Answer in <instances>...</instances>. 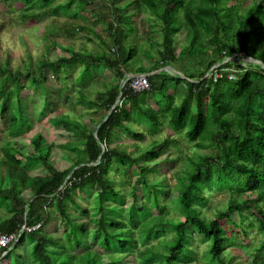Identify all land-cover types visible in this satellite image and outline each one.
Here are the masks:
<instances>
[{"label": "trees", "instance_id": "16d2710c", "mask_svg": "<svg viewBox=\"0 0 264 264\" xmlns=\"http://www.w3.org/2000/svg\"><path fill=\"white\" fill-rule=\"evenodd\" d=\"M15 1L21 4L11 8L25 24L52 18L46 35L55 47L61 31L72 41L84 31L98 35V24H106L110 40H102L101 51L89 53L83 51L85 43L78 50L67 43L62 48L69 54L55 58L50 56L53 46L46 47L44 55L35 59L29 53L28 62L15 64L11 52H2L8 22L0 20V237L11 236L0 247V264H13L11 255L25 247L27 238L33 242L27 264H130V257L133 264H239L232 251L253 227L262 238L250 264H264V0ZM143 5L160 24L162 39L152 43L158 47V56L152 54L155 64L135 72L148 73L150 88L133 92L128 82L121 88L134 53L125 46L122 25H129L130 13H140ZM87 8L96 20L80 12ZM131 27L129 34L136 30L135 24ZM184 28L188 42L178 52L176 35ZM244 57L253 60L247 65L237 61ZM79 63H85L86 77L100 64L116 80L95 97L80 98L90 123L71 121L68 113L55 116V127L70 140L48 142L38 132L30 141L33 153L24 155L15 138L33 125L27 112L30 96L43 92L51 109L49 73L69 91V75ZM166 66L178 72L160 70ZM177 95L182 97L179 105ZM142 118L151 122L149 135L166 124L174 134L142 141L148 134L128 125L140 124ZM123 130L132 143H116ZM181 133L199 149L212 147V153L197 160L187 156L189 162L169 187L158 166L175 162L169 148ZM126 144L133 150H124ZM58 149L72 162L69 167L61 169L52 160ZM111 172L137 175L142 195L136 184L129 212L128 195ZM222 190L230 192L227 205L207 218L202 208L210 201L208 193ZM89 193L95 195L91 200ZM170 209L182 218L171 216ZM234 213L239 223L232 219ZM196 236L207 242L203 253H198ZM25 258L18 253L17 264Z\"/></svg>", "mask_w": 264, "mask_h": 264}, {"label": "rangeland", "instance_id": "374dc122", "mask_svg": "<svg viewBox=\"0 0 264 264\" xmlns=\"http://www.w3.org/2000/svg\"><path fill=\"white\" fill-rule=\"evenodd\" d=\"M10 0H0V20H6L8 25L4 31L2 36V48L3 51H9L14 55L15 64H20V61L23 59L26 62L29 61L28 54L31 55L36 59L38 56H42L45 53L46 47H52L50 51V56L55 58L57 55H66L69 54L68 51H65L64 47L67 43H72L74 48L78 50L82 43H85L86 50L84 52H97L102 50V40H110L109 32L106 31V24H98L94 26V31L98 33V35H94L91 32L87 31L81 32L77 35V37L72 40L68 41L64 39L60 33L57 38V43L59 45L57 47L54 46L52 40L47 37L46 29H49L50 26L48 23L52 19L51 17H44L41 21H29L25 24L22 20L19 19L15 10L11 7L14 5L21 4V1L17 3L15 0H11L10 2H6ZM57 1H64V0H57ZM249 1L245 2V5H248ZM85 8V5H82ZM74 10L78 11V5L74 6ZM84 15H86L89 20L94 21L97 19V14L92 13L90 8L87 10H80ZM140 13L131 12V21L128 23L129 25H122L127 34V40L125 42V46L127 50L134 49V53L132 58L126 64V68H128L129 74H136L140 70H149L152 65L155 64V59L153 55L158 56L157 49L158 47L153 45L152 43L161 41L162 34H161V26L155 19L154 15L150 12L149 8L146 6H141L139 11ZM131 23L136 25V30L133 33L129 34L128 29L132 28ZM138 30V31H137ZM90 37H85L86 34ZM101 36V37H100ZM187 36L185 28L181 30L176 35V50L178 52L187 44ZM237 57H242L241 54H237ZM233 59V58H232ZM244 60H237L240 61L243 65H247L253 59L249 57H244ZM85 63H79L72 73L69 75V84L72 85V89L67 91V87L65 85H60L55 82L52 74L50 75V83L46 88V91L51 92L52 96V103L51 109L46 107L45 103V95L43 92L39 91L36 94L30 96V104H28V110L30 118H33V125L32 127L21 134L20 136L16 137L15 140L18 141V148L24 155H30L33 153V148L31 146V138L36 133L40 132L44 135L48 142L55 141L56 143H64L67 140H70L71 137L69 135L59 130L55 127L56 121L55 116L60 113H67L70 114L68 119L74 121L79 119L82 123H90L91 115L86 110L85 106L80 105L81 99H89L95 97L98 90H104L107 85L106 83H112L116 80L113 71L104 65L97 64L96 67H92L90 70V76L86 77V71L84 70ZM164 69L171 71L172 73L178 72L173 69L171 66H166ZM94 72H97L96 74ZM94 73V74H93ZM153 73V72H152ZM89 74V73H88ZM93 74V75H92ZM148 74V73H147ZM180 74V73H179ZM94 76V77H93ZM64 77V76H63ZM217 77V74H215ZM64 80V78H62ZM85 82V83H84ZM84 83V84H83ZM83 84V85H82ZM180 89H184V85L180 84ZM81 89L82 91L80 92ZM172 88H170V92ZM85 93V96L82 97V94ZM46 94V92H45ZM182 97H176L175 103L178 105L181 103ZM155 102L151 101V104ZM96 119L100 118V115L95 116ZM129 130L132 131H144L148 134V136L142 140L148 139H159L162 140L167 135L166 134H174V131L168 124L162 127V131L154 134L153 136L149 135L150 131H152L151 122L148 119L142 118V122L139 124L137 123H128ZM2 127V123L0 122V128ZM127 131V130H126ZM151 136V137H150ZM175 137L178 138V142L176 146L169 148L170 158H174L175 162L170 164V162L163 163L158 167L165 173L168 178L169 187H173L176 182V172L182 169L185 163H188L189 160L187 156L191 157L192 159H198L199 155L211 154L212 147L199 149L195 146L194 143H190L184 137V133L175 134ZM134 140L123 130L122 135L116 141L119 143H132ZM114 143L113 145H115ZM2 142L0 141V146ZM144 145V144H143ZM134 146L131 144L124 145V150H133ZM71 149V148H70ZM138 152L135 151V154ZM66 155V154H65ZM64 155V152L61 150H55V155L52 157V160L56 162V164L61 168H67L71 165L70 162ZM165 156V155H164ZM120 169V168H119ZM123 175V176H122ZM119 174L118 172H111L110 176H114L116 178L117 186L122 187L123 191L128 195V200L125 205L126 212H129L132 202H133V190L134 186L137 184V194L139 196L142 195L141 186L137 182V175L131 174V176H125V174ZM210 195V201L207 203L205 207L202 208L203 214L207 218H213L218 210L224 208L228 200L230 198V192L228 190L222 191H213L212 193H208ZM89 199L95 197L94 193H89ZM164 202H168L170 208H172L173 203L169 201L168 198H163ZM171 216L175 218H182L181 214L174 210L170 209ZM235 223H239L240 219L238 215L234 213L232 218ZM229 227H234L237 230H240V226L238 227L237 224H226ZM190 232V230H188ZM199 236H196L195 245L197 246L198 253H203L207 249V242L199 241ZM262 235L257 231L256 227L250 229V235L242 240L238 244L235 250L232 253H237L240 261L239 264H250L251 253L254 250V246L259 244ZM162 246V243H161ZM143 249V246H141ZM33 250V242L27 238V242L25 243V247H21L17 250H14L13 254L11 255V261L13 264H17V255L18 253L25 255V263L27 264V257L29 258V263L31 262ZM134 257H130L129 262L133 264ZM107 258H105V261ZM201 264H206L202 261Z\"/></svg>", "mask_w": 264, "mask_h": 264}, {"label": "built area", "instance_id": "2783aa9c", "mask_svg": "<svg viewBox=\"0 0 264 264\" xmlns=\"http://www.w3.org/2000/svg\"><path fill=\"white\" fill-rule=\"evenodd\" d=\"M220 75L217 74V77ZM124 81V80H123ZM128 82L129 87L133 92H142L148 90L150 88V82L147 73H136V74H128L126 80L124 81L123 86ZM11 240V236H3L0 237V247L8 244Z\"/></svg>", "mask_w": 264, "mask_h": 264}, {"label": "water", "instance_id": "95a60500", "mask_svg": "<svg viewBox=\"0 0 264 264\" xmlns=\"http://www.w3.org/2000/svg\"><path fill=\"white\" fill-rule=\"evenodd\" d=\"M160 70H167V69H164V67L163 68H161ZM160 70H158V71H160ZM132 75V74H131ZM184 77V76H183ZM126 80V79H125ZM124 80V81H125ZM124 81H122V87L121 88H123V84H124Z\"/></svg>", "mask_w": 264, "mask_h": 264}]
</instances>
